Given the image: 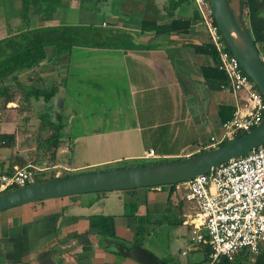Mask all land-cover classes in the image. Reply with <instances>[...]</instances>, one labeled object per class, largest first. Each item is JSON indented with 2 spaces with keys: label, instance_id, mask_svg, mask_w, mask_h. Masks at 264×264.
<instances>
[{
  "label": "crops",
  "instance_id": "0c3cea01",
  "mask_svg": "<svg viewBox=\"0 0 264 264\" xmlns=\"http://www.w3.org/2000/svg\"><path fill=\"white\" fill-rule=\"evenodd\" d=\"M93 1L96 2L97 0ZM103 2L112 20L106 19L108 24L105 20L98 23L92 21L95 19L94 13L95 11L98 12L97 10L88 12L86 15L82 9H79L78 12L72 11L79 18L77 21L67 23L64 17L60 15L65 7L72 6L66 0H62L63 8L59 10L61 13H57L55 19L42 21L35 16L37 17L35 19L40 21L38 26L86 25L87 22H90L89 25L102 27L111 30L113 33L123 32L129 35L131 44L127 49H104V51L112 53L109 56L112 67L121 68V71L124 70L128 73H135V76L128 78L129 84H124L127 91L121 92L118 98L123 99V102L119 105L120 112L117 114L116 121L123 120L122 127L109 129L108 133L104 131L101 133L100 141L95 144L93 143L95 137H99L100 134L81 138L87 147L89 145L98 146L106 156L102 159L98 156L95 161L81 167L63 168L58 161V155L63 151L60 148L57 153L56 166L53 169L58 171L59 168H62L64 171L73 174L83 169L100 168L124 161H173L203 151L202 145H205L208 138L219 133L222 118V115H219L220 108L224 106L234 107V100L230 92L221 89V86L226 84L217 88V85L209 84L202 76V68H214L215 63L211 57L198 54L193 48V45L209 44L205 31L199 20L191 23L189 32L171 33L167 37L157 35L155 31L142 33L140 29L142 22H153L159 25L169 24L173 20L191 21L195 13L191 0H103ZM81 13L87 16L86 22L81 21ZM5 37H0V39ZM259 54L264 56V53ZM46 62L33 71L29 77L27 74L22 75L26 77L27 85L30 84L29 87H35L32 85L34 79L32 81L31 76L35 75L38 70L44 69ZM55 63L62 64L61 68L68 64L65 62V57L50 62V64ZM22 76L19 77L21 83ZM65 80L63 79L60 84H56L58 90L54 100H64L67 87V84H63ZM22 85L27 86L24 83ZM35 88L48 89L47 87ZM126 116L127 121H125ZM223 116H227V112ZM0 129L3 133L13 132L7 131L3 124H1ZM206 132H208L207 136H205ZM71 142L73 141L70 138ZM13 149L0 148V169L6 170L8 165L14 164L17 158L24 159L28 164L26 166H33L27 162L25 157L20 156L21 152L16 154ZM149 151L154 152V158L145 159L144 156ZM14 166L20 167L16 164ZM33 167L43 169L37 166ZM159 188L151 189L160 193ZM127 192L124 204H122L124 196L121 197L122 211L118 215L98 214L97 209L88 217L68 216L66 218L64 212L60 210L63 207L68 208L70 205L50 204L57 199L43 201L42 203L45 204L42 206L34 203L11 208L2 211L3 213L0 212L4 217L3 224L8 225L7 230H4L0 235V260L6 257L8 259H5L4 262L0 261V264H9L10 262H6V260H12L14 257L18 259L21 256L20 260H22V258L29 259L35 256L36 253L32 251L27 256L23 255L27 246L28 239L26 237L28 235L36 236L38 240H41L40 235L53 236L47 244L49 247L47 250L64 247L60 255L62 256L61 259L68 264H107V261L113 264L111 254L104 248L102 240L100 241L103 238L95 232H87L89 218L99 215L114 216V231L115 227L116 229L123 228L124 231L131 229L133 234V230L135 231L138 224L134 216L143 219L145 216L148 218L158 210L165 212L170 207L168 200L171 198L175 201L169 189L168 193L170 194L166 196L168 206L163 208L157 201H151L150 198L153 196H148V193L143 189ZM178 203L173 204L176 210L172 212H177L178 214L175 213V215L177 218H181V216H186V213L182 214L184 209H181ZM133 204L137 205L133 211L134 216H124L130 214L132 211L130 205ZM88 205L91 206L92 204L89 203ZM41 213L43 217L36 218ZM74 221H76L77 226L80 224L84 226L82 229H78L86 231L87 237L85 239L73 237V234L66 237L68 228ZM130 223H135V227H130ZM27 225L31 229H27ZM11 230H19L23 239L9 236L8 233ZM91 233L95 235H90ZM116 234L115 231V236H119ZM58 239L61 242L56 241ZM105 256L107 258L104 259V262H97L100 257ZM182 256L187 255L182 253ZM124 258L119 264H138L134 260Z\"/></svg>",
  "mask_w": 264,
  "mask_h": 264
},
{
  "label": "rangeland",
  "instance_id": "374dc122",
  "mask_svg": "<svg viewBox=\"0 0 264 264\" xmlns=\"http://www.w3.org/2000/svg\"><path fill=\"white\" fill-rule=\"evenodd\" d=\"M66 2L71 3L72 6L68 8L65 7L64 11H62L60 15L64 17L67 23L77 21L79 16L75 13L73 14L72 11L78 12L79 9H82L83 13L86 15L88 12L97 10L98 12L95 11L94 13L95 19L92 20L94 23L105 20L108 24V21L111 20L103 0H97L96 2L93 0H66ZM237 2L238 0H230L236 16L238 15ZM19 3L20 0H0V37L14 33L20 26H23L20 21ZM86 15L82 14L81 21L86 22ZM35 18L37 17L31 16V24L36 27L40 25V21ZM106 19H108V21ZM89 23L90 22H87L86 25L92 26L89 25ZM111 54L112 53L104 51V49L95 50L91 48L77 47L73 51L69 60L65 57V62H68L69 65L66 64L63 68H61L62 64H50V62H53L54 60L52 59L51 54L48 55L45 67H43L44 69L38 70L35 75L31 76L32 81L34 79V84L32 85L39 88L47 87L49 89L51 84H60L63 79H66L65 83H63L67 84L66 94L64 96V100L59 99V101H57L56 99H53L51 103L48 104H44L42 101L34 103L35 100H31L32 105H28V103L24 101L23 97L18 98V95H16V99L14 100L15 103L13 105H8L11 109H7L5 107V109L0 110V119L6 122L3 124V127L7 131H13L16 133L17 140L13 149L16 154L21 152L20 156L25 157L26 160H28L27 162L30 163V160H32L31 158L36 155V152H38V154L43 153L44 150L41 151V153L38 151V148H41V150L43 149V147H41L43 139H41L38 143L35 141L34 137L39 133L43 134V131L39 130V128L41 129L39 113H42L54 122L57 121V115H60L62 119V123L64 125L62 131L64 145L60 147L63 151L58 155V161L63 168L81 167L95 161L98 156L100 159L106 156L100 147H94V145H89L87 147L81 138L93 137L94 135L97 136L100 134L99 137H95L93 142L95 144L100 141L101 133L104 131L108 133L109 129L122 127L123 120H119V122L116 121L117 114L120 112L119 105L123 102V99L121 100V98H118L120 97L121 92L125 93V91H127L124 84H129V81H127L128 78L135 76V73H128L124 70L121 71V68L112 67L110 62L111 60L109 58ZM104 56L107 57L104 58ZM59 58H62V56ZM21 81L22 84L24 83L27 85V79L25 76L21 77ZM29 86L30 84L26 87ZM125 121H127V116ZM207 135L208 132L205 133V136ZM70 138L73 141L71 143ZM146 163H157V161H124L100 168L83 169L81 171L74 172L73 174L80 175L92 172L131 168L141 166L143 164L145 165ZM65 174H67V171L59 168L55 177H62ZM159 189L160 193L152 190L151 188L143 189V191H146L148 196L152 195L153 197L150 198V200L153 202L157 201L163 208L168 206L166 196L169 195V188L164 186ZM9 191L11 190H8L7 192ZM127 193V191H118L107 192L104 195H99V193L84 194L66 197L60 200L57 199L54 202H50V204L56 203L57 205H70L68 208L63 207L61 210L59 209L64 212L66 218H68V216L88 217L95 213L97 209L98 214L118 215L122 211L120 201L121 197L124 196V199L122 198V204H124L125 194ZM175 200L176 201H173L171 198L168 200L170 207L168 210L166 209L167 211L164 212L162 210H158L156 213H153L148 217L147 222L142 226L143 232L140 236L143 242L142 246L160 260L169 261L170 264H203L204 250H189L191 248H196L195 242L191 241L192 238H194L192 233L193 227L188 223L185 224V222L189 219L188 216H194L196 210L191 203L180 201L177 198ZM89 203L92 205L89 206ZM174 203L180 204L181 209H184L182 214L186 213V216L177 218L175 213H178L172 212L176 210V207L173 205ZM37 204L42 206L45 203L40 202ZM2 213H0V235L8 228V225L3 224L4 217ZM41 217H43L42 213L38 214L36 218ZM134 224L135 223H130L129 226L134 228ZM26 227L27 229H31L29 225ZM83 227L84 226L82 224L77 226L76 221H74V223L68 228L66 237L73 234V237L77 236L85 239L87 237V234H85L86 231L79 230ZM115 231L117 232L116 235H119L116 237L122 241L120 243H131L133 241L134 230L132 234L131 229H129V231H124L123 228L116 229L115 227ZM8 235L12 238L23 239L22 233L19 232V230H11ZM90 235L95 234L91 233ZM51 237L53 236L45 237L44 235H40L41 240H38L36 236L28 235V237H26L28 239L27 246L23 255L27 256V254L31 251L36 254L45 251L62 253L64 247H61L60 249L55 247L47 250L49 248L47 244ZM101 240L103 239H100V241ZM56 241L60 240L58 239ZM107 252L111 254L113 264H119L122 259H125L117 253V248L114 245L107 248ZM183 252L187 253V256H182ZM105 258H107V256L100 257L97 262L102 263ZM111 258L109 257V259ZM5 259L8 258L6 257ZM10 260H6V262H10ZM24 260H26V258H24ZM253 260L254 259L252 258L251 261ZM107 264H110L109 261H107Z\"/></svg>",
  "mask_w": 264,
  "mask_h": 264
},
{
  "label": "trees",
  "instance_id": "16d2710c",
  "mask_svg": "<svg viewBox=\"0 0 264 264\" xmlns=\"http://www.w3.org/2000/svg\"><path fill=\"white\" fill-rule=\"evenodd\" d=\"M229 6L236 16L230 0H227ZM193 5V2L191 0ZM240 0L237 2L239 9ZM194 7V6H193ZM63 8L62 0H20L19 15L23 26H20L14 33L7 35L0 39V110L11 109L9 104L15 103L16 95L23 97L24 101L31 104L41 102L44 104L50 103L57 94L58 86L53 84L49 89H37L35 87L23 86L19 81L20 75L29 77L33 71L38 69L47 61L48 55H52V59L56 60L59 57H71L73 51L77 47L91 48V49H127L130 46V36L123 32L113 33L111 30L87 26V25H55V26H32L31 16H37L40 20H52L56 18L59 10ZM195 10V9H194ZM264 0H245L244 18L254 43L259 53H264ZM199 20L198 14L194 13L191 21L185 22L181 20H173L169 24H155L153 22H142L140 25L141 32L155 31L157 35L169 36L171 33H187L192 22ZM194 51L198 54H204L212 58L215 62L217 54L211 45H193ZM261 55V54H260ZM202 76L209 84L217 85L220 88L222 84H226V77L223 73L218 72L214 68L203 67ZM24 102V103H25ZM227 112V116H223ZM234 107H221L219 115H222L221 123L232 118ZM41 120V129L43 134L35 135V141L38 143L43 139V149L38 148L39 153L32 157L30 164L37 166L40 171H36V183L51 182L67 177L75 176V174L68 173L62 177H55L57 169L56 166L57 153L62 145H64L62 119L57 115V121L54 122L45 114L39 113ZM5 121L0 119L1 124ZM45 132V133H44ZM239 134L237 138L243 136ZM236 138V139H237ZM16 143V133H3L0 129V148H14ZM204 151L199 152L203 153ZM174 161V160H173ZM168 162V161H159ZM21 168L28 165L22 158H17L15 163ZM9 164L6 170L0 169V172H11L13 165ZM155 164V163H151ZM44 167H41L43 166ZM144 165V164H143ZM141 165V166H143ZM149 165V164H145ZM125 169V168H123ZM158 188V187H157ZM130 192V191H129ZM100 194V193H99ZM101 193L100 195H104ZM170 194V193H169ZM132 211L126 217H133L134 210L137 208L136 204L130 205ZM137 221V228L134 231V238L131 245L142 246L143 228L147 222V217L143 219L135 217ZM87 232H95L101 238H106L115 242H122L115 236L114 231V216H92L89 218ZM203 264L210 262L211 248L209 245L202 246ZM118 253V252H117ZM124 257V256H123ZM254 259L251 261V259ZM1 261V260H0ZM165 264H170L169 261H163ZM1 263V262H0ZM11 264H20L14 262ZM199 264V263H198ZM201 264V263H200ZM214 264H264V247L261 248L257 256L242 252L235 256L233 260L221 257Z\"/></svg>",
  "mask_w": 264,
  "mask_h": 264
},
{
  "label": "built area",
  "instance_id": "2783aa9c",
  "mask_svg": "<svg viewBox=\"0 0 264 264\" xmlns=\"http://www.w3.org/2000/svg\"><path fill=\"white\" fill-rule=\"evenodd\" d=\"M192 2L208 43L217 54L214 68L226 77L227 85L221 89L230 92L235 107L232 118L220 124L219 133L202 145L203 151H209L258 126L264 117V98L228 48L209 1ZM260 58L264 67V56ZM144 158H154V152L149 151ZM36 171L40 170L33 166H14L11 172H0V195L36 184ZM170 192L174 200L194 206V216L189 215L185 222L193 227L191 241L196 247L189 250L209 245L208 264L221 257L231 261L242 252L257 256L264 247V145L208 174L178 183Z\"/></svg>",
  "mask_w": 264,
  "mask_h": 264
},
{
  "label": "water",
  "instance_id": "95a60500",
  "mask_svg": "<svg viewBox=\"0 0 264 264\" xmlns=\"http://www.w3.org/2000/svg\"><path fill=\"white\" fill-rule=\"evenodd\" d=\"M217 25L228 48L241 68L264 98V67L258 49L244 20L245 0H240L235 17L227 0H208ZM264 145V117L261 123L243 136L218 148L174 161L125 169L92 172L51 182L36 183L0 195V212L47 200L84 194L131 191L173 186L208 174L222 164L244 156ZM104 248L114 245L121 256L138 264H165L139 245L119 243L103 238ZM56 259H60L58 263ZM27 264H68L59 253H43Z\"/></svg>",
  "mask_w": 264,
  "mask_h": 264
},
{
  "label": "flooded vegetation",
  "instance_id": "af4514ba",
  "mask_svg": "<svg viewBox=\"0 0 264 264\" xmlns=\"http://www.w3.org/2000/svg\"><path fill=\"white\" fill-rule=\"evenodd\" d=\"M43 253H59V252H55V251H52V252L45 251V252H42V253L40 252L39 254H36L33 258L26 259L25 261H24V258H22V260H20V259H21V258H20L21 256L18 257V259L14 257V259L10 260V263H9V264L14 263V262H18V263H20V264H27V263L33 262V260H34L36 257H38L39 255H42ZM59 254H60V253H59ZM60 256H61V255H60ZM61 257H62V256H61ZM16 259H17V260H16ZM4 260H5V258L1 259V261H3V262H4ZM56 261H57L58 263H61V260H60V259H56Z\"/></svg>",
  "mask_w": 264,
  "mask_h": 264
}]
</instances>
